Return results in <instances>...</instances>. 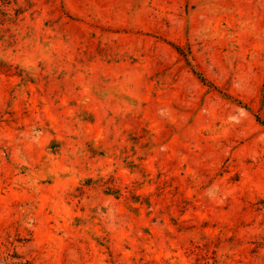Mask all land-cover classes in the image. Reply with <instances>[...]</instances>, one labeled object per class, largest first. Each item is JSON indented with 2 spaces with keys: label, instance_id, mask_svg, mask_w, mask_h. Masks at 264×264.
Returning a JSON list of instances; mask_svg holds the SVG:
<instances>
[{
  "label": "rangeland",
  "instance_id": "1",
  "mask_svg": "<svg viewBox=\"0 0 264 264\" xmlns=\"http://www.w3.org/2000/svg\"><path fill=\"white\" fill-rule=\"evenodd\" d=\"M0 264H264V0H0Z\"/></svg>",
  "mask_w": 264,
  "mask_h": 264
},
{
  "label": "trees",
  "instance_id": "2",
  "mask_svg": "<svg viewBox=\"0 0 264 264\" xmlns=\"http://www.w3.org/2000/svg\"><path fill=\"white\" fill-rule=\"evenodd\" d=\"M175 49H176L179 53H181V54L183 53L182 50H181V48H180L179 46H175ZM200 77H201V76H200ZM201 80H202L203 82L206 81L205 78H202V77H201Z\"/></svg>",
  "mask_w": 264,
  "mask_h": 264
}]
</instances>
